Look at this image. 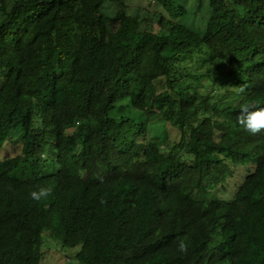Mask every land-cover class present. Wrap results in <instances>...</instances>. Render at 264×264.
<instances>
[{
    "label": "trees",
    "instance_id": "1",
    "mask_svg": "<svg viewBox=\"0 0 264 264\" xmlns=\"http://www.w3.org/2000/svg\"><path fill=\"white\" fill-rule=\"evenodd\" d=\"M106 1L0 0V264H264V0Z\"/></svg>",
    "mask_w": 264,
    "mask_h": 264
},
{
    "label": "rangeland",
    "instance_id": "2",
    "mask_svg": "<svg viewBox=\"0 0 264 264\" xmlns=\"http://www.w3.org/2000/svg\"><path fill=\"white\" fill-rule=\"evenodd\" d=\"M8 1V0H6ZM179 3L187 10V15L185 16V24L191 28L196 29L200 32L203 30L205 24L204 21L208 16V9L201 8L195 14V9L198 7L197 0H177ZM150 0H107L104 4V9L108 13L114 12L118 6L123 4L124 8L131 15L138 13V10H142L144 6L149 4ZM204 5L207 4V0H203ZM152 5V4H151ZM138 9V10H137ZM150 121V128L154 132V137L159 133L158 129L161 126V122L158 121L157 116L152 117ZM81 126V125H80ZM72 127H68L67 131L69 132ZM169 132L172 139L176 138L177 134ZM162 133L160 134V137ZM14 149V148H13ZM12 147H5L4 153L10 154V151H13ZM14 152H16L14 150ZM249 165H240L233 167L232 178H228L223 184L216 185L215 187L207 188L206 190L195 192L196 197H222L225 200H230L235 191L239 181L247 173ZM43 255L39 261V264H77L76 253L80 250V245L75 247L63 246L59 240H55L44 235L43 243L41 246Z\"/></svg>",
    "mask_w": 264,
    "mask_h": 264
},
{
    "label": "clouds",
    "instance_id": "3",
    "mask_svg": "<svg viewBox=\"0 0 264 264\" xmlns=\"http://www.w3.org/2000/svg\"><path fill=\"white\" fill-rule=\"evenodd\" d=\"M237 119L247 132L257 134L261 130H264V107L254 110H249L247 107H243L242 115ZM49 191L50 189L41 188L39 192L33 191L31 196L35 199H39L40 197L47 195Z\"/></svg>",
    "mask_w": 264,
    "mask_h": 264
}]
</instances>
